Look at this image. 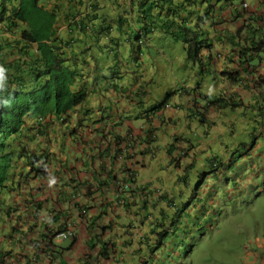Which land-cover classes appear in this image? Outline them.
<instances>
[{
  "label": "trees",
  "instance_id": "obj_1",
  "mask_svg": "<svg viewBox=\"0 0 264 264\" xmlns=\"http://www.w3.org/2000/svg\"><path fill=\"white\" fill-rule=\"evenodd\" d=\"M104 1L102 5L98 0H0V58L9 62L5 55L12 57L16 52L21 57L18 65L26 72L7 83L16 88H0V228L16 227L12 224L14 219L26 224V219L18 212L29 203V198L23 195V187L43 178L55 183V188L60 187L57 192L62 197L61 202H72L73 197L80 196L83 200L75 208L80 214L88 212L86 201L92 194L90 182L83 179L75 184L82 176L74 174L78 167L74 163L71 168V162L75 150L89 145L91 135L100 133L103 137L100 125L111 118L100 102L96 107L88 105L90 97L99 94L98 100H105L106 94L115 90L118 96L129 92L134 82L139 83L146 74L139 56L144 50L148 52V46L155 48L151 44L154 41H161L164 49L178 48L185 62L199 70L198 85H209L216 80L215 71H209L214 59L208 54L204 60L203 53L211 52L218 44L222 49L228 48L225 68L234 69L218 70L222 80L241 87L251 96L245 103L237 92L228 98H224V94H204L205 109L213 110L216 117L221 116V122L235 118L239 127L237 133H231L232 137L221 141L224 151L221 155L215 156L219 153L212 152L217 165L209 164L210 157L205 158L211 149L202 148L201 140L196 144L194 141L198 139H189L188 151H199L192 153L183 165L178 164L180 168L174 167L180 171L177 176L172 174L171 183L158 181L150 200L145 199L137 213V221L133 223L136 227H131L136 231L130 232V241H123L127 233L119 236L120 243H112V246L101 243L97 237L100 255L107 264H186L196 253L205 232L210 228L217 230L225 220L218 203L225 200L227 204L225 185L234 178V173L238 174L237 170L232 171L239 165L238 160L249 154L252 142L256 146L258 134L264 132V27L257 25L263 21L251 15L245 22L246 28L230 30V21L244 17L239 8L244 0H131L127 7L124 0ZM62 27L65 28L63 36L59 35ZM34 43L38 45V55L31 49ZM120 47H128L137 54L136 73L125 70L132 57H120ZM194 115L190 113L187 118ZM47 120L49 122L43 124ZM215 124L201 117L195 123V131L210 132ZM117 126L119 123L112 129ZM146 134L148 137L134 144L147 145L142 154L150 152L149 145L154 146L158 138L152 126ZM172 138L174 143L167 147L170 157L175 154L179 140H184L183 137ZM115 140L116 157L109 160L111 146L105 151L111 168L115 167L119 147L125 142L119 136H115ZM236 140L240 142L234 146ZM226 155L229 157L225 159ZM203 159L205 163L200 161ZM247 162L245 158L242 161ZM83 166L87 170L93 165L85 162ZM220 168L224 171L219 172ZM119 171L126 172L124 164H119ZM121 176L124 179L108 172L105 182L95 179L98 190L105 184V190L114 189L119 193V186L125 183L123 180L136 182L130 169ZM46 186L51 192L52 184ZM147 187L154 186L148 182ZM231 200L228 206L231 205L234 212V199ZM116 204L122 206L119 202ZM59 206L57 203L48 209L52 222L63 232L71 214L57 208ZM113 206L114 203L109 202L106 208ZM32 208L43 212L44 203L32 202ZM101 218L102 215L89 219L94 225ZM116 229L117 226L112 225L104 228L105 232L114 233L112 238L118 233ZM55 236L56 233L42 234L40 241L44 245L43 252L57 258L65 250H58ZM10 238L15 239L20 248L25 247L22 239H16L15 235ZM197 238L201 239L197 241ZM1 242L0 233V264H7L5 258L10 251L3 248ZM34 244L37 246L38 241ZM91 246L95 248L96 244Z\"/></svg>",
  "mask_w": 264,
  "mask_h": 264
},
{
  "label": "clouds",
  "instance_id": "obj_2",
  "mask_svg": "<svg viewBox=\"0 0 264 264\" xmlns=\"http://www.w3.org/2000/svg\"><path fill=\"white\" fill-rule=\"evenodd\" d=\"M98 1H100L102 5L105 3L104 0ZM130 1L131 0H124L123 4L125 3L127 7ZM120 5H122V3ZM239 8L244 17L237 21L235 19L230 21L229 28L231 31L246 28L245 22L248 21L251 15H257L256 17L263 21L261 24L257 25H262L264 27V0H244ZM113 11H115V13L119 12L116 10ZM63 31H65V28L62 27L59 35L63 36ZM151 44L155 45V48L148 46V52L144 50L143 54L139 56L142 62V68L146 69V74H143L139 83L134 82L129 92H125L120 96L117 95V91L115 90V92H111L112 94H106L105 100H98L99 94H96V96L92 95L90 97L91 99L87 102L88 105L93 107H96L98 102H100L105 106L107 114L111 115L109 120L100 125L103 128V137H101L100 133L91 135L90 138L92 140L89 145L82 150H75L73 161L71 162V168L74 166V163H76L78 167L74 174L82 176L80 177L81 181H77L75 184H80L83 179H87L90 182L89 185L92 194L87 197L86 201V206L89 211L80 214L76 210L75 205L83 200L80 196L73 197L72 202H61L60 200L62 197H60L57 192L60 190V187L55 188V183L50 182V180L46 178L38 179L32 181L30 184L24 185L23 195L29 198V203L22 206L18 212L24 216L26 224L17 223L16 219H14L12 224L16 227L7 228L5 230L0 228L2 236L1 244L3 248L10 251V255L5 258L7 264H39V262L40 264H68L65 261V255L67 253L70 256H81L86 264H95L96 262H98V264H104L105 261H103L100 255V247L97 246V237L100 238L101 243H110L109 246H112V243H120L121 239L118 240V238H120L119 236L127 233L124 235L123 241L127 239L130 241V232L136 231L135 228L131 227L135 226L133 223L137 221V213L141 211L140 208L145 199H149L152 196V189L158 186V181L160 182V177L157 175L166 174L168 176L169 172H172L173 175L176 174L177 176L180 169H174V167L180 168L177 166L178 164L183 165V163L190 158L192 153L199 151V149L188 151V149H190L188 145L189 139L193 141L194 139H198L197 142L194 141L196 144L201 140L199 144L202 148H206L207 150L211 149L205 158L210 157L211 161L209 164L217 165L215 156L221 155L224 152L221 141L232 137L233 135H231V133H237L239 127L235 118H231L232 121H227V119H225L224 122H221V116L216 117L213 110L205 109L203 101L204 94L209 95L212 93L214 96L224 94V98H228L229 95L237 92L245 103L249 96H251L249 93L244 92L241 87L231 85L227 81L222 80L221 72H217L218 70L234 71L233 68H225L224 66V57L228 52V48L222 49L218 44H215L211 52L207 50L203 53V55L206 56L204 60H207L208 54L214 59L209 71H215L213 75L216 80L211 81L209 85L202 84V86H199V70L195 66L185 62L178 48L164 49L161 41H154ZM31 49L35 55L39 54L37 43H34ZM13 54L14 56L12 57L5 55V58L9 59V62H4L0 58L1 89H7V87L11 89L16 88L14 84L8 86L7 83L10 82L11 79L21 77L26 73L24 67L18 65V61L21 57L16 52ZM119 56L123 58L131 56L132 60L125 67V70H132L134 73L138 71V56L133 50L128 47H120ZM127 62L128 61H126V63ZM110 84L111 82L108 83L109 86H111ZM204 86L208 87L207 91ZM191 111H193L195 115L192 118H187L190 113H193ZM201 117L216 123L210 132L195 131V123ZM47 122H49V120L43 122V124ZM116 123H119V126L112 129ZM150 126L157 131V142L154 146H151V144L149 145L150 152L142 154L143 149H145L147 145L143 144V142L136 146H134V144L136 141L139 144L142 138L145 136L148 137L146 131ZM168 133H171V135ZM115 136L125 139V142L119 147L120 155L118 156V160H115L116 162L114 161L115 167L111 168L109 160H112V156L114 155L116 157V154H114L117 149ZM165 136L168 137L166 140ZM173 136L179 139L183 137L184 140H179L175 154L170 157L169 151L166 149V151L163 152V146L159 143L167 141L166 147H168L174 143ZM258 138L257 136V139ZM259 140L260 138L257 141L255 140L257 143L255 148L257 151L260 149ZM239 142L240 141L236 140L234 146L238 145ZM108 146H111L112 154L109 160H107L105 156V151ZM212 152L219 154L213 156L214 154H212ZM126 155H128V157L124 158ZM77 156L84 157V160H76L78 158ZM228 157L229 156L226 155L225 159ZM200 161L205 163L204 159ZM85 162L91 163V165H93L92 168L84 170L83 163ZM120 163L125 165L126 172L128 169L134 172L136 182L133 184L123 180L125 183L119 186V193L115 192L114 189H111V191L108 189L105 190V184L101 185L102 190H98V183H96L97 181H95V179L105 182L108 178V172H113L115 176L117 175V177L120 176L124 179L121 174L126 172L119 171ZM151 167L155 174L152 179H148L146 178L147 169L149 170ZM221 171L223 172L224 170L220 168L219 172ZM255 171L258 172L257 169ZM94 173H96V178L93 176ZM70 174L69 178L71 182V178H73L74 174L73 172ZM165 176L161 177L164 178ZM69 178H67V180ZM76 178H78V176H75V179ZM126 178L127 175H125V179ZM148 182L154 187H147ZM47 183L52 184L51 192H49V188L46 186ZM40 186L42 187L39 188ZM148 190L151 191L150 196L148 195ZM245 192L247 193L249 191L246 190ZM226 193L228 194L229 202L232 201L231 199L235 200L237 197L227 190ZM36 201L41 202V204L44 203L43 212H41L40 209L36 210L32 208V202ZM222 201L225 202V200ZM228 201L227 205L229 204ZM109 202L114 203L112 208H106ZM117 202L121 203L122 206L120 207L119 204H116ZM213 202H215V200ZM57 203H60V206L57 208L64 209L69 215L71 214L67 223L64 225L63 232H60L59 228L52 222V214L49 213L50 211L48 209ZM230 209L231 214H229L228 217L235 213V211L232 212V206ZM105 210L108 211L107 215H105ZM143 213L145 212L143 211ZM100 215H102V218L92 225V219L90 220L89 218H96ZM228 217L223 220L221 226L225 225L231 228ZM81 223L86 225H82L84 228H91L86 238H83L84 235H81V230L78 228ZM106 225H112L113 227L117 226L116 232L121 234L118 235L115 233L112 238L114 233L105 232L104 228ZM98 226L102 228L100 233L94 230L96 229L95 227ZM219 228L217 230H219ZM217 230L210 228L207 233L205 232L202 237L203 241L201 239L196 253L189 257L186 264H190L192 259L195 258L196 254L202 248L208 247V249L212 251L213 245L210 244L209 239ZM53 233H56L54 243L58 246V250L60 248L65 250L62 256L57 258L53 257L52 253H44V245L41 244L40 241V235ZM5 234L7 236H5ZM61 234L71 235H69L67 239H62L60 238ZM12 235H15L16 239H22L26 243L25 247L20 248L19 245L16 244L15 239L10 238ZM34 241H38L37 246L34 244ZM74 241L76 243L73 245ZM69 242H71V244L65 246V244ZM93 243L96 244L95 248H91V244ZM79 246L83 248L77 251ZM75 247L76 249H74ZM34 249H36V251H34ZM111 253H113L112 250ZM242 264H264L263 240H258L256 242L254 250L251 254H247Z\"/></svg>",
  "mask_w": 264,
  "mask_h": 264
},
{
  "label": "rangeland",
  "instance_id": "obj_3",
  "mask_svg": "<svg viewBox=\"0 0 264 264\" xmlns=\"http://www.w3.org/2000/svg\"><path fill=\"white\" fill-rule=\"evenodd\" d=\"M261 135L258 134L260 149L257 151L252 142L249 154L239 159V165L237 164L235 170H232L233 172L237 170L238 174L234 173V178L225 185L227 191L237 196L234 200L235 213L228 217L231 214V205L228 206L223 201L218 202L219 207L223 208V217H228L231 228L225 225L220 226L219 230L209 239L210 244L213 245L212 251L208 247L202 248L190 264H242L247 254H251L254 250L256 242L264 241V133ZM244 158L248 160L246 164L242 163ZM256 169L258 172L255 171ZM154 174L151 167L149 170L147 169L146 178L152 179ZM165 175H157L160 177L159 183L169 184L172 182V172H169L168 176ZM93 176H96V173ZM246 190L249 192L246 193ZM95 228V232L102 231L99 226ZM90 229V227L80 229L81 235H84L83 238L88 236ZM199 239L201 238L196 240L199 241ZM70 244L71 242L66 243L65 246ZM71 264H84V262L81 256H77L73 258Z\"/></svg>",
  "mask_w": 264,
  "mask_h": 264
},
{
  "label": "crops",
  "instance_id": "obj_4",
  "mask_svg": "<svg viewBox=\"0 0 264 264\" xmlns=\"http://www.w3.org/2000/svg\"><path fill=\"white\" fill-rule=\"evenodd\" d=\"M169 135H171V133H168ZM168 137L167 136H165V140L167 139ZM159 144H161V146H163V152H165L166 151V149H167V147H166V144H167V141H163L162 143H159ZM105 208V207H104ZM82 225H85V224H83V223H81L80 225H79V227L78 228H82V227H84V226H82ZM86 226V225H85ZM79 244V243H78ZM77 247V246H76ZM76 247L74 248V249H76ZM81 248H83L82 246H79L78 248H77V251L79 250V249H81ZM73 258H75V256H70L68 253L65 255V261L68 263V264H71L72 263V261H73ZM83 261V260H82ZM84 262V261H83ZM84 264H86V263H84Z\"/></svg>",
  "mask_w": 264,
  "mask_h": 264
},
{
  "label": "built area",
  "instance_id": "obj_5",
  "mask_svg": "<svg viewBox=\"0 0 264 264\" xmlns=\"http://www.w3.org/2000/svg\"><path fill=\"white\" fill-rule=\"evenodd\" d=\"M69 235H71V234H61L60 238L67 239Z\"/></svg>",
  "mask_w": 264,
  "mask_h": 264
}]
</instances>
